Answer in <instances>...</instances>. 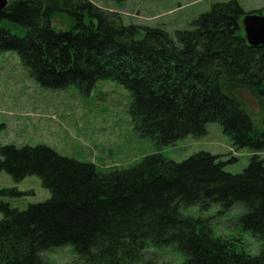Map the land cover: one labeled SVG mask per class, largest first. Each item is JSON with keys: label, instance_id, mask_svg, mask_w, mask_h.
Masks as SVG:
<instances>
[{"label": "trees", "instance_id": "16d2710c", "mask_svg": "<svg viewBox=\"0 0 264 264\" xmlns=\"http://www.w3.org/2000/svg\"><path fill=\"white\" fill-rule=\"evenodd\" d=\"M60 12L70 15L66 30L52 25ZM247 13L236 0L214 2L190 29L171 36L124 24L91 0L8 2L0 12V50L14 51L41 88L88 92L113 81L130 95L132 128L156 148L202 137L217 123L235 151L254 154L234 174L224 167L235 157L223 161L230 154L204 151L181 162L155 152L128 168L97 170L45 145L3 146L0 171L14 182L37 176L50 197L24 210L0 203V264H46L43 254L64 246L84 264H157L145 254L164 248L179 253L181 264H264V160L257 154L264 152V46L247 45ZM240 92L260 104L261 130ZM215 205L219 214L239 207L234 224L259 242L256 254L238 251L214 236L206 219L184 213Z\"/></svg>", "mask_w": 264, "mask_h": 264}, {"label": "rangeland", "instance_id": "374dc122", "mask_svg": "<svg viewBox=\"0 0 264 264\" xmlns=\"http://www.w3.org/2000/svg\"><path fill=\"white\" fill-rule=\"evenodd\" d=\"M11 2L12 0H7ZM229 0H127L117 4L106 0H91L100 8L117 12L124 24L158 27L173 36L176 30L190 29L191 21L209 10L214 2ZM245 12L264 15V0H236ZM57 30L71 25L70 15L60 12L52 19ZM143 32L136 35L141 39ZM252 123L262 129V110L247 92H240ZM131 98L129 93L113 81H98L88 92L75 87L45 89L31 79L20 64L14 51L0 50V149L6 145L16 147L45 145L58 154L80 162H91L97 170L128 168L143 157L155 152L168 159L181 162L191 155L204 151L213 155H226L224 170L241 172L254 154L248 148L234 150L231 139L217 123L206 126L202 137L188 136L175 143L156 148L151 140L134 131L127 113ZM264 160V152L257 153ZM1 159V156H0ZM16 189L24 193L19 198L0 195V203L12 209L24 210L29 204L43 202L50 192L41 186L37 176H27L19 182L0 171V190ZM238 206L219 214L217 205L201 212L188 208L185 214L206 219L213 235L225 238L236 245L238 251L254 255L259 242L249 233L241 232L234 224L239 214ZM2 214H0V220ZM157 264H181L182 257L171 248L150 250ZM46 264H84L69 246L55 248L43 254Z\"/></svg>", "mask_w": 264, "mask_h": 264}, {"label": "water", "instance_id": "95a60500", "mask_svg": "<svg viewBox=\"0 0 264 264\" xmlns=\"http://www.w3.org/2000/svg\"><path fill=\"white\" fill-rule=\"evenodd\" d=\"M7 5V0H0V12H2ZM241 26L248 46H264V15L247 13L241 20Z\"/></svg>", "mask_w": 264, "mask_h": 264}]
</instances>
